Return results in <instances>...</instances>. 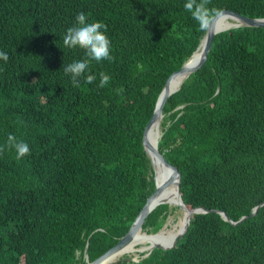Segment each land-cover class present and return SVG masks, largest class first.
I'll use <instances>...</instances> for the list:
<instances>
[{
	"label": "trees",
	"instance_id": "1",
	"mask_svg": "<svg viewBox=\"0 0 264 264\" xmlns=\"http://www.w3.org/2000/svg\"><path fill=\"white\" fill-rule=\"evenodd\" d=\"M184 3L0 0L9 57L0 59V147L11 134L30 148L20 160L0 153V264H86L129 232L156 189L145 128L206 34ZM209 7L264 18V0ZM79 12L107 26L114 60H93L85 75L96 80L73 87L63 64L86 56L63 36ZM100 72L111 77L103 88ZM161 127L159 150L181 173L185 205L211 212L193 214L175 248L114 264H264V28L218 34L167 101ZM177 210L157 207L143 230L159 232ZM216 211L248 218L233 225Z\"/></svg>",
	"mask_w": 264,
	"mask_h": 264
},
{
	"label": "water",
	"instance_id": "2",
	"mask_svg": "<svg viewBox=\"0 0 264 264\" xmlns=\"http://www.w3.org/2000/svg\"><path fill=\"white\" fill-rule=\"evenodd\" d=\"M241 27L250 28H264V18H247L240 15L237 12L231 10L222 11V15L214 20V24L210 26V30L206 32L196 52L189 58V60L182 66L180 70L173 73L167 80L163 91L161 92L154 114L149 121L144 131L143 146L151 160L154 170V179L156 184L155 192L148 199L144 208L136 218L135 222L131 226L129 232L110 250L100 256L97 260L91 262L88 255H86V264H114L125 258L126 255L132 254V251L128 249L133 246L140 233L147 237H157L165 228L155 234H148L143 230L146 219L149 215L161 205H169L171 208L176 207L183 213L184 224L183 228L176 234V236L167 245L150 244L147 247L138 250L139 253L146 252L144 258L150 256L155 249L171 250L175 248L181 239L186 235L189 230L191 218L193 214H207L210 210L198 208L195 210H189L185 205L181 194V181L182 176L177 167L171 164L166 157L159 150V143L162 138V132H158V137L154 139V142L150 138V132L154 127H161L164 119V107L169 98L177 93L185 83V81L193 74L198 72L207 62L209 53L212 49L213 41L215 37L225 31L231 29H237ZM179 80V83L175 84ZM175 188V199L172 200L165 196V192L169 188ZM264 205V204H263ZM262 206V205H261ZM256 207L253 210L251 216L257 214L259 208ZM218 212L224 220L233 224L239 225L245 221L248 216L243 217L238 222L231 221L228 215L224 212ZM169 220V219H168ZM130 252V253H129ZM134 253V252H133ZM129 261L139 262L131 257L127 258Z\"/></svg>",
	"mask_w": 264,
	"mask_h": 264
},
{
	"label": "clouds",
	"instance_id": "3",
	"mask_svg": "<svg viewBox=\"0 0 264 264\" xmlns=\"http://www.w3.org/2000/svg\"><path fill=\"white\" fill-rule=\"evenodd\" d=\"M211 0H185L183 5L185 11L191 14L192 19L196 22L199 30L208 32L210 26L214 24V20L222 15L221 10L215 7H209ZM107 26L100 21L91 22L89 16L84 12H79L75 16L72 27L68 28L63 36V44L65 47L72 49L80 48L85 52L86 58L83 60H74L64 65L65 75H71L73 87L80 86V80L84 79L86 83L92 84L96 80V76L92 74L85 75L90 72V64L94 60L101 62L104 60L113 61L114 56L111 54V40L108 37ZM0 59L5 62L9 59L8 54L0 51ZM99 87L103 88L108 85L111 77L104 72L99 73ZM117 94L123 91V88L115 90ZM8 150H15L16 159L20 160L30 154L28 143L23 140H17L14 135L9 134L7 143L0 147V153Z\"/></svg>",
	"mask_w": 264,
	"mask_h": 264
},
{
	"label": "bare ground",
	"instance_id": "4",
	"mask_svg": "<svg viewBox=\"0 0 264 264\" xmlns=\"http://www.w3.org/2000/svg\"><path fill=\"white\" fill-rule=\"evenodd\" d=\"M177 83H179V80H177L175 84ZM157 127H154L150 132V138L153 142H154V139L158 137V132H160L161 134V127L159 128ZM165 196L174 200L175 199V188L171 187L167 189V191L165 192ZM183 224H184V217L178 224H176L175 226H171L172 228H167L163 230L157 237H147L146 235H143V233H140L137 240L133 244V246L130 247L128 250L132 251L133 253V252H138L137 250L138 246L140 247L143 246L144 248V247L149 246L150 244L167 245L176 236V234L183 228Z\"/></svg>",
	"mask_w": 264,
	"mask_h": 264
},
{
	"label": "rangeland",
	"instance_id": "5",
	"mask_svg": "<svg viewBox=\"0 0 264 264\" xmlns=\"http://www.w3.org/2000/svg\"><path fill=\"white\" fill-rule=\"evenodd\" d=\"M161 132H162V127H161ZM183 219V213L180 210L175 211V213H173L170 217L169 220L166 223V226L164 228H172L171 226H175L176 224H178L181 220ZM153 234V233H152ZM143 248V246H138L137 250H141ZM146 252H134L132 254L126 255L125 257H131L135 260H141L142 256L145 254ZM144 258V257H143Z\"/></svg>",
	"mask_w": 264,
	"mask_h": 264
}]
</instances>
